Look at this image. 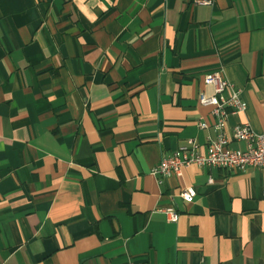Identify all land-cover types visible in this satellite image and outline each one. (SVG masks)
I'll list each match as a JSON object with an SVG mask.
<instances>
[{
    "label": "crops",
    "instance_id": "1",
    "mask_svg": "<svg viewBox=\"0 0 264 264\" xmlns=\"http://www.w3.org/2000/svg\"><path fill=\"white\" fill-rule=\"evenodd\" d=\"M216 71L263 133L264 0H0V264H264V170L150 172Z\"/></svg>",
    "mask_w": 264,
    "mask_h": 264
},
{
    "label": "built area",
    "instance_id": "2",
    "mask_svg": "<svg viewBox=\"0 0 264 264\" xmlns=\"http://www.w3.org/2000/svg\"><path fill=\"white\" fill-rule=\"evenodd\" d=\"M200 3L210 4V1ZM203 83L212 89L213 94L206 96L200 92L197 101L199 105L211 109V115L215 119L214 139L209 142L204 152H199L193 139L187 140L170 154L161 157L158 165L150 171L151 174L158 179L179 176L181 169L189 165L238 172H244L249 168L264 170V132L255 133L248 123L235 125L229 130L225 127L229 115L245 111V103L239 92L226 81L220 71L205 74ZM226 91L229 94L224 97ZM198 126L201 129L206 127L202 122H199ZM231 143H240L243 147L231 148ZM194 195L193 189L187 188L180 192L179 197L185 202H191ZM261 197L264 202V186ZM164 213L168 221L177 220L178 215L174 210L166 209Z\"/></svg>",
    "mask_w": 264,
    "mask_h": 264
}]
</instances>
